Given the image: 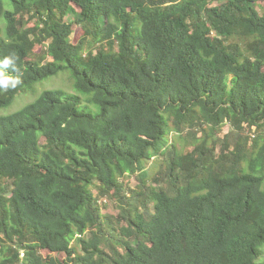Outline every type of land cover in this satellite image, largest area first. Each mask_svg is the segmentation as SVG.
I'll list each match as a JSON object with an SVG mask.
<instances>
[{"label":"trees","instance_id":"obj_1","mask_svg":"<svg viewBox=\"0 0 264 264\" xmlns=\"http://www.w3.org/2000/svg\"><path fill=\"white\" fill-rule=\"evenodd\" d=\"M12 52L0 111L85 96L0 113V264H264V0H0Z\"/></svg>","mask_w":264,"mask_h":264},{"label":"rangeland","instance_id":"obj_2","mask_svg":"<svg viewBox=\"0 0 264 264\" xmlns=\"http://www.w3.org/2000/svg\"><path fill=\"white\" fill-rule=\"evenodd\" d=\"M99 49H103V44H101L99 46ZM50 59L51 58H49V60ZM52 87H57V88L62 89L66 92L78 93L82 96H85L84 93L79 92L75 88L73 80L70 77V72L65 71V72H62L56 76L49 77V78L45 79L44 81L39 82L37 84V88H36V91L34 93H29L27 95L20 96L18 98L16 104L13 105V107H11L7 110L0 111V113L6 114V113L15 112L16 110L20 109L27 102L34 100L36 97V94H39V92L42 91V89L52 88ZM230 130H231V127L228 124L224 128V133H228ZM136 184H137V181H136L135 176L131 177L129 179V187H134V186H136ZM103 205L105 207V209H104L105 213H110V214H115V215L118 214L119 210L117 207V203L112 202L110 200H104ZM60 256L62 258L66 257L65 254H61Z\"/></svg>","mask_w":264,"mask_h":264},{"label":"clouds","instance_id":"obj_3","mask_svg":"<svg viewBox=\"0 0 264 264\" xmlns=\"http://www.w3.org/2000/svg\"><path fill=\"white\" fill-rule=\"evenodd\" d=\"M18 56L12 52L0 60V92H7L16 89L22 84L19 76L9 74V70L17 72Z\"/></svg>","mask_w":264,"mask_h":264}]
</instances>
